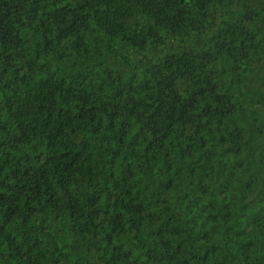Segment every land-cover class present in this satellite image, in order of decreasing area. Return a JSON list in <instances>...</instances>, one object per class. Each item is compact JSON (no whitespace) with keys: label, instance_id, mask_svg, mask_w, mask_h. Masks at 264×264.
<instances>
[{"label":"trees","instance_id":"1","mask_svg":"<svg viewBox=\"0 0 264 264\" xmlns=\"http://www.w3.org/2000/svg\"><path fill=\"white\" fill-rule=\"evenodd\" d=\"M0 264H264V0H0Z\"/></svg>","mask_w":264,"mask_h":264}]
</instances>
